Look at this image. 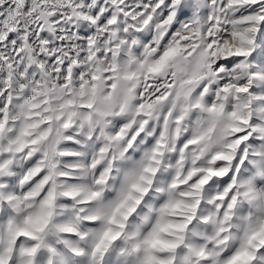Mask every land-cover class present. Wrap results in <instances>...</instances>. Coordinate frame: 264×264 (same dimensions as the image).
Segmentation results:
<instances>
[{"label": "snow or ice", "instance_id": "6c2138e0", "mask_svg": "<svg viewBox=\"0 0 264 264\" xmlns=\"http://www.w3.org/2000/svg\"><path fill=\"white\" fill-rule=\"evenodd\" d=\"M0 264H264V0H0Z\"/></svg>", "mask_w": 264, "mask_h": 264}]
</instances>
